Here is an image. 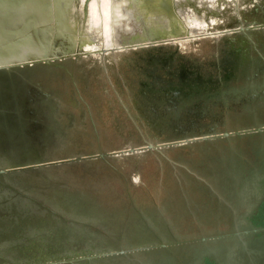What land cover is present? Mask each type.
<instances>
[{
  "label": "rangeland",
  "instance_id": "1",
  "mask_svg": "<svg viewBox=\"0 0 264 264\" xmlns=\"http://www.w3.org/2000/svg\"><path fill=\"white\" fill-rule=\"evenodd\" d=\"M220 9L209 17L211 23L232 13L227 4ZM209 27L218 24L203 31ZM195 44L180 43L183 60L208 59L211 48L191 52ZM121 61L110 55L104 64L97 56L80 57L66 63L72 78L41 65L22 71L30 90L18 94L26 100L44 98L45 104L40 101L38 111L16 108L0 116L12 126H0V168L14 169L0 174V213L12 212L22 221L17 231L0 237V264H158L165 254L86 257L228 226L208 214L209 176L197 167L209 155L227 159L243 151L236 144L231 150L184 145L140 149L165 141L153 136L146 122L128 119L123 110L130 113L132 104L126 92L108 85L127 75ZM77 95L90 105L97 140L89 122L78 117L84 110ZM22 117H31L33 124L18 120ZM16 120L18 128L12 125ZM4 142H11L6 144L10 149L2 148ZM131 148L138 150L119 153ZM22 246L23 251L18 249ZM172 251L171 258L177 257Z\"/></svg>",
  "mask_w": 264,
  "mask_h": 264
},
{
  "label": "flooded vegetation",
  "instance_id": "2",
  "mask_svg": "<svg viewBox=\"0 0 264 264\" xmlns=\"http://www.w3.org/2000/svg\"><path fill=\"white\" fill-rule=\"evenodd\" d=\"M231 1L227 5L232 13L226 20L204 23L202 30L218 24L217 29H208L215 34H193L190 38L115 50L102 57L94 55L102 64L108 55L122 59L127 75L107 83L126 92L132 104L130 113L123 110L128 119L146 122L150 133L165 141L148 149L184 145L231 150L236 144L243 151L242 156L227 159L209 155L197 167L209 176L208 214L224 219L228 226L209 228L196 236L156 239L118 249L125 251L122 254L94 259L160 252L166 257L157 258L158 264H264V0L239 8ZM220 10L215 8L214 15ZM183 26L182 22L170 23L166 33L178 36ZM181 42H198L191 52L208 47L212 51L205 61H186L182 59ZM77 59L68 57L60 61L61 66L44 67L59 69L72 78L66 63ZM77 98L84 110L78 117L89 122L97 140L90 105L80 95ZM6 144L2 148L10 149ZM0 224L3 237L8 231H17L22 221L12 212L0 213ZM18 249L24 250L23 246ZM173 249L177 257L171 258ZM104 252L112 250L95 254Z\"/></svg>",
  "mask_w": 264,
  "mask_h": 264
},
{
  "label": "water",
  "instance_id": "3",
  "mask_svg": "<svg viewBox=\"0 0 264 264\" xmlns=\"http://www.w3.org/2000/svg\"><path fill=\"white\" fill-rule=\"evenodd\" d=\"M92 1L95 2L94 4H100V0H0V104L6 103L4 104L6 108L0 107V116L12 114L16 108L18 110H39L40 101L42 102L44 98L32 97L33 99L26 100L18 94L26 88L28 92L30 90V83L22 74L27 67L33 65L61 66L60 61L68 57L80 58L92 55L102 57L108 52L142 44L190 38L193 34H215L213 31L209 33L203 30L191 32L189 26L186 25L187 16L190 14L207 22L209 17L215 14L213 10L220 9L229 0H213V3H200L198 0H116L122 2L129 13L128 20L135 25L136 35L147 37L149 35L147 30L152 20L163 21L166 26L170 23L180 24L182 22L184 24L178 36L167 33L165 38L158 39V41L140 38L139 41L123 45H116L113 42V36L109 38V44L106 45L99 28L89 30ZM240 1L243 0H232L231 3L237 5ZM157 8H161L162 13ZM16 100L18 102H14ZM18 120L25 121L29 126L33 124L31 117L26 119L22 117ZM18 120L15 121L17 124H12L15 128H18ZM0 123L1 126L12 128L10 123L4 119L0 118ZM21 133L34 135L33 132L24 130ZM6 143L9 142H4L2 146ZM150 147L152 145L147 144L146 147L140 149ZM136 150L138 149L131 148L119 153H131ZM104 155L106 154H99L100 157ZM11 170L14 169L0 168V174ZM124 252V250L104 252L86 258Z\"/></svg>",
  "mask_w": 264,
  "mask_h": 264
},
{
  "label": "bare ground",
  "instance_id": "4",
  "mask_svg": "<svg viewBox=\"0 0 264 264\" xmlns=\"http://www.w3.org/2000/svg\"><path fill=\"white\" fill-rule=\"evenodd\" d=\"M200 3H213V0H198ZM129 13L125 10L122 2L116 0H100V4H92L90 9V29L99 28L100 34L106 45L109 38L113 36L116 45H123L133 41H139L141 35H136L135 25L128 20ZM187 24L191 32H198L203 29L205 21L201 18L188 14ZM149 38H165L166 23L152 20L148 28ZM136 35V36H135Z\"/></svg>",
  "mask_w": 264,
  "mask_h": 264
},
{
  "label": "crops",
  "instance_id": "5",
  "mask_svg": "<svg viewBox=\"0 0 264 264\" xmlns=\"http://www.w3.org/2000/svg\"><path fill=\"white\" fill-rule=\"evenodd\" d=\"M253 1H257V0H243V1H240V3L251 4Z\"/></svg>",
  "mask_w": 264,
  "mask_h": 264
}]
</instances>
